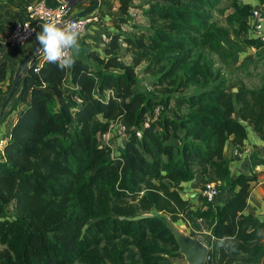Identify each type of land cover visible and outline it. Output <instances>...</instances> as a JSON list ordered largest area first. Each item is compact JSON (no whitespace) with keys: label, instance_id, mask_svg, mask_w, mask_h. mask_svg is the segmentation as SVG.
<instances>
[{"label":"trees","instance_id":"trees-1","mask_svg":"<svg viewBox=\"0 0 264 264\" xmlns=\"http://www.w3.org/2000/svg\"><path fill=\"white\" fill-rule=\"evenodd\" d=\"M116 1L126 17L133 0ZM217 4L152 3L144 11L149 34L109 32L102 56L88 51L65 70L45 62L34 73L30 65L0 157V264H167L178 246L170 227L147 215L152 210L186 223L191 236L204 226L213 238L235 240V251L219 247L216 254L214 241L206 245V264H253L264 256V222L246 213L255 178L240 173L232 180L223 155L228 143L241 149L246 127L264 140V82L229 84L212 58L228 67L247 49L264 53V42L247 36L251 5L233 0L226 27H219L203 11ZM143 62L165 99L134 89ZM8 70L1 60L0 82ZM188 86L197 92L183 94ZM170 104L184 112L170 115ZM156 106L163 108L157 117ZM119 122L128 128L126 141L111 157L98 138ZM196 177L198 186L214 182L230 196L219 205L198 195L201 205L192 209L181 192Z\"/></svg>","mask_w":264,"mask_h":264},{"label":"rangeland","instance_id":"rangeland-1","mask_svg":"<svg viewBox=\"0 0 264 264\" xmlns=\"http://www.w3.org/2000/svg\"><path fill=\"white\" fill-rule=\"evenodd\" d=\"M34 0H12L10 3L7 0H0V22L2 23L3 30L0 32V61L6 60L8 63V75L4 82H0V157L3 146L5 144V136L8 134L9 129L11 127L12 122L15 120L17 116V112L22 109V106L17 103L18 97V89H16L13 95L10 94L14 88V84L19 75L22 63L26 56L30 54L34 48H36L38 42L35 37L31 39L28 43L19 46V47H11L10 45H4L3 41L6 39L8 34L10 33L11 26L15 20L24 16V12L27 7V3H31ZM103 7H99V11L102 15L107 16V20L102 16L103 24H98L94 26H88L86 29V33L81 35L80 38V51L79 54L75 56V59L86 60L87 56L85 54L88 51H91L90 47H94V43L102 45V48L105 47L103 43L99 39H101L102 34L110 35L109 32H113L116 30H120L123 36L136 35L141 31H147L150 33L149 29V17L145 14V10L149 8L152 3L162 4L165 0H133L132 6L128 11V15L125 17L119 11V3L116 0H102ZM233 0H218V4L213 9L204 8L203 11L208 13L211 16V21L214 22L219 27H226L225 17L232 13L233 9L231 7ZM239 5L249 4L252 6L253 13L258 12L264 18V5H260L257 0H238ZM80 6V2H76L72 8V10L78 9ZM254 16V15H253ZM253 16H248L245 21L249 25V27L253 26L252 19ZM127 18L128 22L122 24L120 19ZM255 23V21H254ZM108 30H106L104 28ZM264 27V22H263ZM146 34L145 36H147ZM249 36V34H247ZM244 34L240 35L241 39L246 38ZM250 37V36H249ZM32 48L27 49L31 43ZM121 47V55L122 61L130 65L131 64V55L126 52V46L124 43H120ZM100 52V51H98ZM97 53V52H96ZM255 50H245L244 53L238 56V61L236 64H231L228 67L221 66L218 62V58L212 55L213 61L215 62V68L219 69L220 76L224 78L229 84H233L236 81L243 82L248 88H257L264 82V53H258ZM84 57L85 59H83ZM147 66L146 62H143L141 65L135 68V74L137 76V85L134 88L136 91L146 92V89H149V95L157 98V99H165L166 95H160L156 90L159 87H156L154 84L156 82L157 77L152 76L151 74L145 73L144 68ZM30 67V63H27V66L24 70V73ZM197 88L193 86H188L183 89V94H192L197 92ZM5 104L4 109L1 111L2 104ZM168 113L170 115L183 113L182 111H177L173 108V106L169 105ZM126 136H115L109 146L110 156H115L120 153L122 150L123 142H125ZM202 184H199L198 188L201 191ZM182 195L184 192H181ZM201 196V195H200ZM201 204L197 199L194 200L193 204ZM9 211L13 212V206H9ZM148 216H157L161 218L169 227L174 226V224L180 226V229L185 233L191 235V230L187 226L186 223L182 221H178L176 223H171L169 218L162 214L152 210ZM176 225V226H177ZM201 240L208 247L211 246L214 239L211 236V233L206 230L203 226L201 232L194 233V236ZM218 247H214L215 252ZM0 249L2 246L0 245ZM219 250V248H218ZM167 264H186L184 258L180 255L172 256L167 259Z\"/></svg>","mask_w":264,"mask_h":264},{"label":"built area","instance_id":"built-area-1","mask_svg":"<svg viewBox=\"0 0 264 264\" xmlns=\"http://www.w3.org/2000/svg\"><path fill=\"white\" fill-rule=\"evenodd\" d=\"M49 1L50 3H53V5L50 4ZM24 13L25 14L21 19L13 22L10 33L3 41L4 45L19 47L28 43L35 37V32H38L41 29V25L49 18V16L56 17L62 23L68 21L81 23L83 25L81 35L86 33L88 26L103 24V18L99 16V13H97L96 10L81 17H74L71 13V7L69 6L68 1L65 0H35L27 5ZM251 16H253V18H251L253 26L250 27L249 36L259 38L264 42V18L258 12L252 13ZM100 40L104 45H108L111 40V35L102 34ZM29 63L30 65L35 63L33 71L34 73H37L43 63H45L42 52L39 51L36 53L34 57L30 59ZM162 110V107L156 106L154 109V116H159ZM126 131H128L127 126L121 122L111 125L107 132L99 135V143L103 147H109L115 136H126ZM137 137L140 138L141 134L137 133ZM200 195L207 203L215 204L220 196L218 184L214 182L203 184Z\"/></svg>","mask_w":264,"mask_h":264},{"label":"crops","instance_id":"crops-1","mask_svg":"<svg viewBox=\"0 0 264 264\" xmlns=\"http://www.w3.org/2000/svg\"><path fill=\"white\" fill-rule=\"evenodd\" d=\"M79 2H80V6L78 9L72 10L71 8V13L74 16L86 11V9L89 6L88 0H81ZM102 2H103L102 0H99V5L96 9H98L101 6L103 7ZM29 4L30 2L27 3V5ZM98 12L100 13V11ZM103 16L107 20L106 14ZM39 31H41V29ZM33 43L34 42H32L31 45L27 49L32 48ZM38 45L39 44H37L36 46ZM0 49L3 50L2 47ZM90 49H92L91 51H96L100 56H102L103 54L102 53L103 48H102V45L100 44L94 43V47H90ZM247 50H250V49H247ZM251 50H254V49H251ZM85 57H86V54H85ZM82 58L85 59L84 57ZM14 121L12 122V124L14 123ZM246 131H247V139L244 141L241 149L237 150L236 147L228 143L225 146L223 155L229 163L230 177L232 180L240 173L252 175L255 178V182H253L252 184L250 197L248 199L246 213H251L253 216L257 217L259 220L264 222V165L260 163V161H264V140H261L258 137V135L253 132L251 127H246ZM124 143L125 142H123V145ZM251 163L254 164L253 168L251 167ZM199 181L200 179L196 177L195 180L182 184L183 192H184L182 197L184 199L189 200V203L192 206V209H195L201 205L197 203L193 204L196 197L200 195V190L198 188ZM229 196H230V192L227 189L224 190L221 193L219 199L216 201V203L221 205L224 202V200L228 198ZM216 247L219 248V246H216ZM218 248H217V251H218ZM236 264H243V263L237 262ZM253 264H264V256L259 258Z\"/></svg>","mask_w":264,"mask_h":264},{"label":"clouds","instance_id":"clouds-1","mask_svg":"<svg viewBox=\"0 0 264 264\" xmlns=\"http://www.w3.org/2000/svg\"><path fill=\"white\" fill-rule=\"evenodd\" d=\"M83 25L78 22H61L54 16L41 25V31L35 32V39L40 45L39 51L47 63L55 64L60 70L71 68L75 56L80 51V38ZM264 232V230H261ZM217 246L229 251L236 250L235 240L231 237L213 238Z\"/></svg>","mask_w":264,"mask_h":264},{"label":"water","instance_id":"water-1","mask_svg":"<svg viewBox=\"0 0 264 264\" xmlns=\"http://www.w3.org/2000/svg\"><path fill=\"white\" fill-rule=\"evenodd\" d=\"M68 1L69 6L72 7L76 2H79L81 0H65ZM99 5V0H94V5L92 8L75 15L74 17H81L84 16L94 10ZM40 45H38L30 54L26 56L24 59L19 75L17 77V80L14 84V88L10 94L13 95L16 91V89L20 85V81L23 78L24 70L27 66V63L30 61L31 58L34 57L36 53L39 52ZM233 92H236V89L233 90ZM5 104H2L1 111L4 109ZM191 197V196H190ZM170 232L178 246L177 254L182 256L186 262V264H206L209 254V248L198 238L191 236L190 234L185 233L184 231L180 230L176 226L170 227Z\"/></svg>","mask_w":264,"mask_h":264},{"label":"bare ground","instance_id":"bare-ground-1","mask_svg":"<svg viewBox=\"0 0 264 264\" xmlns=\"http://www.w3.org/2000/svg\"><path fill=\"white\" fill-rule=\"evenodd\" d=\"M176 225H177V224H176ZM176 225L174 224V226H176ZM176 227L180 229V226L177 225ZM181 229H182V228H181ZM181 229H180V230H181ZM182 231H183V230H182Z\"/></svg>","mask_w":264,"mask_h":264}]
</instances>
